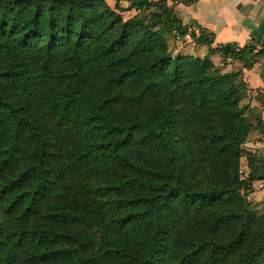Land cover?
Masks as SVG:
<instances>
[{
  "label": "trees",
  "instance_id": "trees-1",
  "mask_svg": "<svg viewBox=\"0 0 264 264\" xmlns=\"http://www.w3.org/2000/svg\"><path fill=\"white\" fill-rule=\"evenodd\" d=\"M0 0V264H264V213L240 192L241 69L172 54L177 3ZM197 32V34H195ZM256 124L264 137V121Z\"/></svg>",
  "mask_w": 264,
  "mask_h": 264
},
{
  "label": "crops",
  "instance_id": "crops-1",
  "mask_svg": "<svg viewBox=\"0 0 264 264\" xmlns=\"http://www.w3.org/2000/svg\"><path fill=\"white\" fill-rule=\"evenodd\" d=\"M175 10L182 23H193L190 27L195 31L203 27L212 32L211 47L228 43L237 48L251 43L255 49H259L264 44V0H195L190 4L179 2ZM179 38L176 40L178 48L186 49L185 53L207 55L222 70L241 69L247 89L258 100L254 104L258 106L257 112L264 121V55L258 56L248 67H243L230 57L222 60L218 51H209L205 43L195 41L189 35ZM253 134L257 137L250 140L249 145L252 147L249 150L253 158L264 163V137L260 132L253 131ZM257 173L261 178L252 180L253 194H264V166Z\"/></svg>",
  "mask_w": 264,
  "mask_h": 264
},
{
  "label": "rangeland",
  "instance_id": "rangeland-1",
  "mask_svg": "<svg viewBox=\"0 0 264 264\" xmlns=\"http://www.w3.org/2000/svg\"><path fill=\"white\" fill-rule=\"evenodd\" d=\"M105 1L108 3L110 7L117 8L123 19L128 18L130 15H132L135 12L134 9H126L129 0H105ZM166 3L169 4L174 3V0H166ZM177 39L180 40L179 36H176L172 32L166 33V40L168 43V48L171 51V53L172 54L185 53L186 49L182 47L178 48V44L176 42ZM220 67H221L220 65L214 64L213 69L215 71H227V70H222V68ZM256 100L257 99L254 97V95L251 94V92L247 89V87H245V89H243V94L239 99V105L242 107V113L244 115L246 116L250 115L252 128L248 132L245 141L241 144L242 149L240 151L238 158V172L240 178H246L250 170H253L254 172L257 173L258 171L262 170L264 166V163H260L259 159L253 158L252 151L249 150V148L252 147L251 145H249L250 140L257 137V136L254 137L255 134H253V131L257 133L258 132L261 133L259 127H257L256 124V116L258 113L257 112L258 106L256 105L258 100L257 101ZM255 102L256 104H254ZM240 192L243 194L244 198L248 202L249 209L254 211L257 215H261L264 213V194L261 193L253 194L254 187L252 185V181L249 186L243 188Z\"/></svg>",
  "mask_w": 264,
  "mask_h": 264
}]
</instances>
